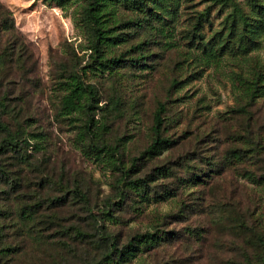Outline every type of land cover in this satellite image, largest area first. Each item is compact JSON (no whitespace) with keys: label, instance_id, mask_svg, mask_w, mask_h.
<instances>
[{"label":"rangeland","instance_id":"obj_1","mask_svg":"<svg viewBox=\"0 0 264 264\" xmlns=\"http://www.w3.org/2000/svg\"><path fill=\"white\" fill-rule=\"evenodd\" d=\"M0 5V264H263L264 0Z\"/></svg>","mask_w":264,"mask_h":264},{"label":"trees","instance_id":"obj_2","mask_svg":"<svg viewBox=\"0 0 264 264\" xmlns=\"http://www.w3.org/2000/svg\"><path fill=\"white\" fill-rule=\"evenodd\" d=\"M89 1V8L87 10V16L88 19H90L92 22L96 21V18L92 15V12L95 11V8L99 6L100 4H107V3H112L116 2L124 6L127 10H135L138 9L141 11V14L145 16L143 18V22L148 19L150 16L153 7L151 5L158 4L161 6L163 0H88ZM153 13H155V10L153 9ZM6 14L8 15V10L5 9L0 5V21H2L1 25H4L6 20L4 19L6 17ZM143 24V23H142ZM141 26V25H140ZM13 28V24L11 29ZM231 31H233V26H231ZM235 37H241V33L238 35L235 33ZM96 42L98 43L99 40V30H96ZM244 40H240V45L237 46V49L239 51H245L247 52L249 47L244 46ZM91 92V91H90ZM77 93L74 94L73 97L66 99V102L64 103V110L66 115H68L71 111L75 109V107L80 103L79 102V94ZM251 98H253L251 96ZM1 106V104H0ZM165 109L162 105L158 108L155 119H154V127H153V132H154V138L151 142V144L148 146L146 149L144 155H147L149 157L153 156H159L162 152H165L169 150L173 143L162 137L161 136V127L163 124V118L161 115L164 113ZM0 127H2L0 125ZM154 235L152 234H144V235H138L134 237L126 246H124L122 249L115 248L114 249V255L116 257V264H119L120 262H125L132 256L136 254V252L141 251L143 248H147L149 245H154L155 244V239ZM111 260H109L110 262ZM114 260H112L109 264H112ZM264 264V262H263Z\"/></svg>","mask_w":264,"mask_h":264}]
</instances>
